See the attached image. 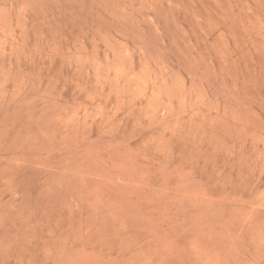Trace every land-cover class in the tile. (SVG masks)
<instances>
[{
    "label": "rangeland",
    "instance_id": "rangeland-1",
    "mask_svg": "<svg viewBox=\"0 0 264 264\" xmlns=\"http://www.w3.org/2000/svg\"><path fill=\"white\" fill-rule=\"evenodd\" d=\"M0 264H264V0H0Z\"/></svg>",
    "mask_w": 264,
    "mask_h": 264
}]
</instances>
